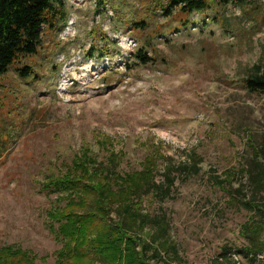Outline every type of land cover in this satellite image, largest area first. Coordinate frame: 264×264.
Wrapping results in <instances>:
<instances>
[{
	"label": "rangeland",
	"instance_id": "rangeland-1",
	"mask_svg": "<svg viewBox=\"0 0 264 264\" xmlns=\"http://www.w3.org/2000/svg\"><path fill=\"white\" fill-rule=\"evenodd\" d=\"M166 3L64 0L37 54L0 78V247L55 264L62 244L47 215L64 204L44 183L84 151L104 164L113 152L120 174L156 158L155 183L173 180L168 197H148L142 210L167 226L163 263L213 264L226 250L223 264H264V250L251 262L233 254L249 246L241 232L251 222L264 246V219L232 191L240 180L248 185L241 172L264 146V96L244 87L252 67L264 65V0H208L204 12L169 16ZM198 159L199 174L186 176L181 167ZM233 170L231 189L213 185ZM145 231L159 235L153 224Z\"/></svg>",
	"mask_w": 264,
	"mask_h": 264
},
{
	"label": "trees",
	"instance_id": "trees-1",
	"mask_svg": "<svg viewBox=\"0 0 264 264\" xmlns=\"http://www.w3.org/2000/svg\"><path fill=\"white\" fill-rule=\"evenodd\" d=\"M162 12L169 16L174 11L186 13L204 12L208 0H165ZM247 0H219L222 5H242ZM64 0H0V78L17 61L37 54L41 44L42 29H53L62 19ZM136 57L146 64L151 61L142 51ZM20 69L19 74L27 78L30 71ZM244 87L250 93L264 96V65H255L244 79ZM120 155L111 152L107 162L99 163L84 151L75 157L67 172L59 177L47 178L43 189L47 194H56L63 207H55L47 215L49 231L62 244L56 255L55 264H155L163 263L161 251H166V242L160 240L166 233L163 220H153L148 213H142L146 198L168 197L173 180L166 177L167 186L155 183L157 159H146L141 171L120 174L116 171ZM200 160H194L190 167L183 165L186 176L200 172ZM248 185L241 180L233 193L241 195L242 206L254 212L258 220L264 219V146L242 170ZM225 178H210L215 187L232 188V181L238 176L224 174ZM250 190L249 198L244 189ZM157 196V197H156ZM247 198V199H246ZM114 215V218L111 216ZM258 221V222H259ZM150 224L159 228V235H143ZM162 225V226H161ZM262 227L256 223L246 225L241 235L249 246L234 250V255L254 261L264 246L260 243ZM245 229V230H244ZM137 248H140L137 251ZM226 250L213 264L228 261ZM0 264H36L35 256L14 246L0 247Z\"/></svg>",
	"mask_w": 264,
	"mask_h": 264
}]
</instances>
